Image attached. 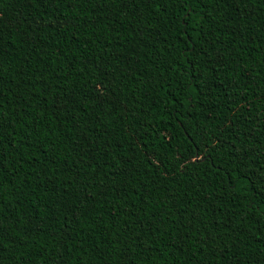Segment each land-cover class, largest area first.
Segmentation results:
<instances>
[{"label":"trees","instance_id":"16d2710c","mask_svg":"<svg viewBox=\"0 0 264 264\" xmlns=\"http://www.w3.org/2000/svg\"><path fill=\"white\" fill-rule=\"evenodd\" d=\"M0 264H264V0H0Z\"/></svg>","mask_w":264,"mask_h":264},{"label":"rangeland","instance_id":"374dc122","mask_svg":"<svg viewBox=\"0 0 264 264\" xmlns=\"http://www.w3.org/2000/svg\"><path fill=\"white\" fill-rule=\"evenodd\" d=\"M230 129L235 130L236 128L234 126H229Z\"/></svg>","mask_w":264,"mask_h":264}]
</instances>
